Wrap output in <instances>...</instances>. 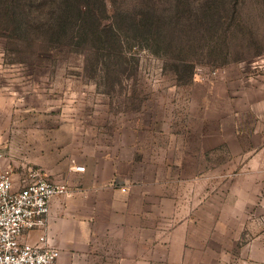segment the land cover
Listing matches in <instances>:
<instances>
[{
  "label": "rangeland",
  "instance_id": "rangeland-1",
  "mask_svg": "<svg viewBox=\"0 0 264 264\" xmlns=\"http://www.w3.org/2000/svg\"><path fill=\"white\" fill-rule=\"evenodd\" d=\"M22 2L0 0V173L160 182L149 192L166 227L176 210L193 235L187 264H251L264 242V0H105L102 28L118 31L84 41L48 32L58 0H26V18ZM145 3L160 15L147 34Z\"/></svg>",
  "mask_w": 264,
  "mask_h": 264
},
{
  "label": "crops",
  "instance_id": "crops-1",
  "mask_svg": "<svg viewBox=\"0 0 264 264\" xmlns=\"http://www.w3.org/2000/svg\"><path fill=\"white\" fill-rule=\"evenodd\" d=\"M70 176L68 182L56 177L68 193L52 200L47 230L32 231L25 241L37 244L47 235L61 251L56 264H187L193 249L188 224L175 210L179 222L167 228L165 199L150 197L149 187L162 183L119 187L93 171ZM245 257L264 264V242L256 241Z\"/></svg>",
  "mask_w": 264,
  "mask_h": 264
},
{
  "label": "built area",
  "instance_id": "built-area-1",
  "mask_svg": "<svg viewBox=\"0 0 264 264\" xmlns=\"http://www.w3.org/2000/svg\"><path fill=\"white\" fill-rule=\"evenodd\" d=\"M5 157L0 149V161ZM75 172H85L76 167ZM67 187L48 175L31 172L16 181L9 171L0 173V264H56L61 251L50 245L47 235L37 244L25 236L38 229L47 230L51 202L66 195Z\"/></svg>",
  "mask_w": 264,
  "mask_h": 264
},
{
  "label": "trees",
  "instance_id": "trees-1",
  "mask_svg": "<svg viewBox=\"0 0 264 264\" xmlns=\"http://www.w3.org/2000/svg\"><path fill=\"white\" fill-rule=\"evenodd\" d=\"M24 2L20 3V7L24 17L26 12V5ZM98 4V5H97ZM94 0H58L56 3L57 12L54 14V22L49 26L48 32L52 33L51 36L54 39L71 38L75 33L78 39L84 41V34H91V36L97 37H109L110 35H115L116 27L114 28H102V19L107 17V5L105 0H96L95 5L100 6L101 12H99V7L95 8ZM146 10L143 11L138 20H135V26H145L147 27L145 34L153 31V27L159 25V17L157 11L153 7H150L145 3ZM202 9L208 10L212 6L210 1L203 2L201 5ZM72 8V9H71ZM117 24L123 28L124 25L119 22ZM120 28V27H119ZM120 30V29H119ZM102 34V35H101ZM71 35V36H72ZM190 65H185L184 68H189ZM191 68V67H190Z\"/></svg>",
  "mask_w": 264,
  "mask_h": 264
}]
</instances>
